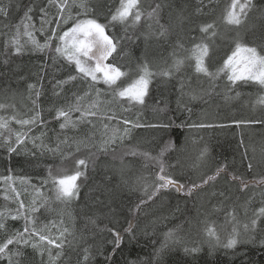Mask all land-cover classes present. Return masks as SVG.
<instances>
[{"label":"trees","instance_id":"1","mask_svg":"<svg viewBox=\"0 0 264 264\" xmlns=\"http://www.w3.org/2000/svg\"><path fill=\"white\" fill-rule=\"evenodd\" d=\"M231 3L232 0H140L142 20L126 28L122 24H108V17L120 6V0H88L92 9L88 16H95L99 22L108 25V34L118 41L117 51L108 63L128 73L122 78L121 82H124L135 78L138 66L144 62L157 61L156 73H159L171 65L174 53L180 57L189 56V50L206 38L200 28L208 23L215 25L217 35L213 38L216 40L222 38L223 28L238 33L226 43L225 49L219 51L210 42L211 38L207 39L210 45L209 67L212 70L223 65L237 39L249 46L264 42V0H252L255 7L239 27L225 23V14ZM54 4L56 2L50 0H0V7L9 6V16L0 17V104L6 106L0 109V117L9 121V129L13 132L12 140L6 141L10 131L0 130V179H28L50 197L49 202L36 213L35 227L40 229L50 224L63 232V254L53 264H75L78 257L82 259L85 248L89 252L87 264H264V246H261L264 233L257 231L247 243L239 244L235 249L218 247L213 255H209V246L202 231L204 226H201L209 217L212 207L220 201H223L226 213L235 208L241 221L245 219V209L251 213L252 209L264 205V197L253 198L261 193V188L255 182L264 177V104L257 103V99V111L245 113L241 109L240 114L233 117L231 115L238 112V108L217 107L226 96L259 85L238 83L235 88L229 89L227 95H209L193 104L184 99L179 91L184 86L179 75L175 78L157 75L153 82L151 80L145 104L135 105L136 111L131 110L132 114L126 116L118 115V118L122 119L120 124L128 120L144 125L168 123L171 127H139L133 134L132 127L131 136L129 134L128 138L117 140V144L103 151L100 136L95 135L90 139L91 136L84 133L79 121L67 132L81 137L71 138L70 148L66 149L65 154H60L53 150L57 146L55 136L61 133L60 124L64 119L56 117L57 111L72 109L77 98L97 89L90 87L85 93L81 91V74L74 70V65L59 58L51 49L20 52L17 55L10 43L16 36L17 26L20 29L27 20L38 26L39 18L51 12ZM157 4L161 5L158 16L149 19L147 13ZM71 12L75 18H81L78 8L72 7ZM71 24L72 21H69L67 25ZM161 25L167 30L165 37L158 35ZM178 44L183 47H177ZM193 64L194 61L186 60L184 66L192 68ZM152 71L155 72V68ZM70 75L77 76L73 83H69ZM59 81L66 82L60 84ZM219 84L228 86L223 74ZM29 85L34 87L29 88ZM252 89L254 98L261 93V89ZM171 98L175 100L172 103L169 102ZM120 102L124 104L123 107L127 106L125 101ZM14 104L17 108L29 107L31 113L24 120H30L39 113L35 124L37 133H43V137L37 146L28 141L16 145L15 134L19 126L11 119L10 110ZM211 110L215 113L214 118L205 117ZM160 112L161 118L156 121L153 117ZM225 113L231 114H227L230 115L227 118H220ZM239 121L256 122L238 124ZM193 123L217 126L190 127ZM84 139L87 145L83 144ZM169 141L172 147H167ZM9 143L16 147V151L9 152ZM166 147L163 156L165 175L183 184L185 190L193 184L194 175L205 178L221 166L225 167V172L216 180L223 179L225 186L214 190L210 183L191 196L170 188L142 204V200H147L145 187L147 193H151L154 185L159 183V165L154 159L130 153L148 152L155 157ZM204 148L208 150L207 156L200 161L198 156ZM255 151L258 152L256 155ZM78 159L87 162L84 175L77 181L80 185L79 198L67 204L55 200L52 177L74 174L66 173V168H73L75 172ZM250 161L253 164L251 170L247 166ZM138 168L140 172L135 171ZM231 175L250 182V186L242 191L240 181L231 180ZM233 188H237V192L230 198ZM199 194L203 195L194 199ZM130 224L135 239H130L126 231ZM6 225L7 232L0 230V242L13 231L22 229L24 223L8 220ZM231 228L230 222L225 225L224 233L220 235L221 241L226 239ZM64 229H67L65 234ZM173 229H178L177 235L183 237L187 244H196L202 251L188 255L183 246L170 245L157 257L155 253L164 242L165 233ZM115 233H119L122 240L113 251ZM195 236L197 239L193 240ZM25 251L30 264H49L47 252L41 257L31 247ZM60 251L51 247L53 257ZM0 264L6 262L0 261Z\"/></svg>","mask_w":264,"mask_h":264},{"label":"snow or ice","instance_id":"2","mask_svg":"<svg viewBox=\"0 0 264 264\" xmlns=\"http://www.w3.org/2000/svg\"><path fill=\"white\" fill-rule=\"evenodd\" d=\"M50 2H56L58 7V20L55 26L52 28L49 35L45 38L44 43L37 41L31 32H28L29 25L25 24L24 29L29 37L30 43L38 51H44L51 49L54 51L59 58L65 59L69 64L74 65V70L81 74L82 79H88L91 82L90 87H94L97 83H103L108 86L111 90L115 99L125 101L129 104L144 105L145 98L148 96V89L154 75H160L171 78L177 73L181 72L185 65L186 60L194 61L192 67L195 73L201 74L207 77L210 82L217 80L221 74L224 75L229 87H233L238 83L247 84L249 82L259 85L264 89V42L258 46H249L240 40L234 42V49L223 62V65L215 72L209 70V66L206 64V59L209 57L210 45L207 42L208 38H213L217 35L215 25L208 23L202 25L200 31L206 34V38L202 39L199 43H196L190 50V54L187 57H180L173 54V60L171 65L160 71L159 73H153L150 71L147 62H144L138 66L137 76L131 80L126 81L124 84L118 82L122 78L128 75L127 72L122 71L115 64L107 63L108 59L117 51L118 41L114 36H111L107 32L108 25L101 23L95 16L89 17L88 13L92 10L88 4V0H50ZM140 0H120V6L112 12L108 17V24H122L127 28L129 25L139 24L142 20L143 13L139 8ZM76 7L79 9L80 17L75 18L72 15L71 8ZM255 5L252 4V0H244L243 3L240 0H232V3L225 14V23L228 25L239 27L247 19L248 12L252 10ZM161 5L157 4L155 8L147 13L149 19L157 17ZM31 11V9H29ZM9 16V6L5 5L0 7V17L7 18ZM30 19V17H28ZM60 21L67 23L72 21L70 27L60 32L57 35V29H60ZM158 22V21H157ZM45 23L50 24V21L42 20L41 31H43V25ZM167 30L161 25V30L158 35L165 37ZM17 36H19V26H17ZM57 41L55 47L52 45V41ZM10 43L14 46L15 54L19 55L21 52V46L17 38H12ZM177 47H183L178 44ZM56 57L53 58L55 62ZM7 62V61H5ZM69 80H76L77 76L70 75ZM66 81H59L58 83L63 84ZM34 87L29 85V88ZM99 93V89L96 90ZM89 93H85L88 95ZM193 99L197 96L193 94ZM79 99H82L79 98ZM257 103L264 104V96L258 98ZM6 107L0 104V109ZM90 107H95L91 105ZM81 112V118L85 115H96L94 111H81L79 103L74 108L69 110H58L56 117L64 118L60 124L61 129L68 127L69 124L74 125V121L69 118L70 111ZM39 113L36 117L30 120H20L15 116L11 117L21 125H27L35 123L38 120ZM114 116H110L109 119H113ZM256 121H239L238 124L244 123H255ZM125 124H131L133 128L139 127H151V128H169L171 124L159 123V124H148L144 125L141 123H133L125 120ZM181 127L183 125H180ZM217 125L205 124V123H193L190 127H216ZM9 130V121L0 117V130ZM130 129L125 128L123 130L124 136H127ZM2 135V132H0ZM124 136L119 137L123 139ZM24 136L21 133H17L15 136L16 145L24 143ZM115 130L113 134L104 141L101 146V150L106 151L107 146L114 144L117 139ZM9 141L11 137L7 138ZM171 141L168 142L167 147H172ZM166 148H162L159 154L155 157L151 156L148 152L137 153L132 151L131 155H141L145 159H154L159 165V173L157 179L159 183L154 185L151 193H147V187H145V193L147 194V200H142L141 203H147L148 200L153 199L161 191H167L170 188H175L177 192H182L184 195L191 196L194 192L199 191L205 185L214 182L217 177L225 172V167H217L215 173L208 175L203 178L199 183H193L187 190L184 185L174 180L170 175H165V164L163 156ZM9 152L16 151V147L9 143ZM207 148L201 150L198 160L203 161L207 156ZM77 170L74 174L64 175L61 177H52L53 187L55 189V199L62 203H69L79 198V187L77 181L81 176L84 175V170L87 168V162L84 159H78L76 161ZM248 169L251 170L253 164L251 161L248 163ZM51 176V170H49ZM231 180L240 181L241 190H245L250 186V182L243 180L241 177L231 175ZM261 188V196L264 197V177H261L255 182ZM223 195V194H221ZM16 197H19V193H16ZM7 198V197H6ZM43 204H37L36 201L32 202L30 208L31 213L40 211ZM223 206V201H220L217 205H214L211 212L220 211ZM139 207V206H138ZM25 209L23 201L19 202V207L15 215H10L12 220L23 219L24 225L22 229L15 230L11 235H7L3 242H0V261H5L6 264H30L29 257L26 254L25 249L31 247L34 251L38 252L41 257L47 252L49 257V264H53L54 261L60 259L63 254L62 249L63 243V232L58 237L53 238L46 234L43 230H38L36 225V218L34 215L30 216L25 212H21ZM245 219L243 221L238 219L236 209L232 208L226 213V223H231L232 228L226 239L221 241L220 235L213 222L205 220L204 228L202 229L205 241L209 246V255H213L218 247L225 249H235L239 244L247 243L253 239V234L257 231L264 233V206L258 209H253L249 216L247 209H245ZM9 217L5 216L3 211H0V230L7 232L6 220ZM95 223V221H92ZM31 225V227H29ZM66 232L67 229H64ZM111 231V230H109ZM130 234V239H135L132 234V225L126 230ZM178 229L169 230L165 233V240L161 244L160 248L156 250L155 255L157 257L164 253L165 249L169 246L181 245L183 250L188 255L198 254L202 251V248L196 244H187L183 237L177 235ZM114 249L118 248L122 240V236L119 233H115ZM11 246V247H10ZM261 246H264V241H261ZM51 247L60 249L56 256H52ZM107 259V258H106ZM89 261V252L85 248L82 253V259L77 258L75 264H87Z\"/></svg>","mask_w":264,"mask_h":264},{"label":"rangeland","instance_id":"3","mask_svg":"<svg viewBox=\"0 0 264 264\" xmlns=\"http://www.w3.org/2000/svg\"><path fill=\"white\" fill-rule=\"evenodd\" d=\"M69 2L71 3V0H69ZM243 2H244V0H241V3H243ZM57 13H58V7H57V3H56L52 6L51 12H49L47 14L45 13L44 18H42V17L39 18L38 26L34 25L31 20H27V22L25 24L29 25L28 32H31L37 41H39L40 43H44L45 38L49 35V33L51 32L52 28L55 26V24L58 20ZM42 20L51 22L50 24L45 23L43 25V31H41ZM68 22L65 23L63 21H60L61 27H60V29H57V35H59L61 31L66 30L68 27H70V25H67ZM25 24H23V26L19 29V36H17V33L15 36V38H17L19 40V43L21 46V52L24 53V52H30V51H38L33 47V45L29 41V37L26 34L25 29H24ZM66 25L68 27H66ZM237 35H238V33H235L233 31H229V30H226L223 28L222 38H219L217 40L215 38H211L210 42L215 47V49L217 51H219L220 49H225L227 47L226 43L229 42L231 39H233ZM54 43H57V41H55V40L52 41V45ZM209 62H210V59L208 57L206 59V64L208 66H209ZM107 63H108V61H107ZM221 63H222V61H221ZM148 66H149L151 71L153 68H155V72L152 71L153 73H156L158 71L157 61L150 62L148 64ZM209 70L212 72L216 71V70H212L210 67H209ZM177 75H179L184 82V86H182L183 89L179 88V91L181 93H183L184 99L191 101L193 104L198 102L201 98L209 96V95H214V94H218L220 96L227 95V93L229 92V89H233L237 86V84H236L235 86L230 88V87L226 86L225 84H219V81H220L222 74L220 75V77L217 80H215L214 82H210L207 77H204L201 74L195 73L194 68L193 67L189 68V66H184L183 69L181 70V72L177 73L176 75L172 76L171 78H175ZM156 77H157V75H154L152 77V82L156 79ZM74 81L75 80H71L69 83H73ZM121 81H119L118 83L124 84L126 82V81H124V82H121ZM250 83L253 85H257V84L252 83V82H250ZM90 85H91L90 80L82 79L81 91H83L85 93L90 88ZM100 85H103V86H100ZM241 86L242 85H240L239 88H241ZM93 88L99 89V93H97V91L95 90L94 92L90 93L89 95L81 96L82 99H79L81 97L77 98L76 103L72 105V108H74L75 105L77 103H79L81 111H85V112L94 111V112H96V115H94V116L93 115H85L83 118H81V112L73 110V111H70L69 118L75 122L74 125H78V123H80L79 121H81L82 127L84 129V133H86V135L91 136L90 139H92V137L95 135H99L100 138L102 139L103 143L105 140H107V138L109 136H111L113 134V131L115 130L118 138L116 139V142L114 144H117V140H121V139H119V137L124 136L123 130L125 128L130 129V131L132 130L131 124H125L124 121L120 124V121L122 119L121 118L119 119L118 115H122V114L128 115L130 113L132 114L131 110L136 111L134 108L135 105L127 103V106L123 107L124 104L121 103L119 99H115L111 90L108 88L107 85H105L103 83H97V84H95V86ZM202 88H206V89L201 90ZM252 88L261 89V93L255 98H254V94L252 92L253 91ZM193 94H195L197 96L196 99L192 98ZM261 96H264V89H262L260 86H252L246 91H243V92L239 91L238 93H236L233 96H226L224 98V102H220L221 104L217 107H218V109H229V106L238 108V112L233 113L231 115L232 117L239 115L241 112V109L244 110L245 113H247L248 111H257V109L255 107V100H257ZM89 101H91V102H89ZM174 101H175L174 98H171V100H169V102H171V103ZM35 104H36V101H35ZM91 105H95V107H90ZM11 107H12V108H10V110H12V112H11L12 116L11 117L15 116L17 119H20V120H24V117L27 116V114L31 113L28 106L27 107L22 106L20 108H17V105L14 104ZM227 114H231V113H225V114L221 115L220 118L229 117L230 115H227ZM214 115H215V113L213 112V110H211V112L208 115H206L205 117L214 118ZM110 116H114V118L109 119ZM153 118L156 121L160 120L161 112L155 114ZM76 121H78V122H76ZM12 123L13 122H11V128L13 127ZM133 123H137V122L135 121ZM17 125L19 126V130L17 131V133H21L24 136H26V138L24 139V142L28 141L33 146H37L38 145L37 143L39 141H41V138L43 137V133H41V132L37 133L38 127H36V124L30 123L27 125H21V124L17 123ZM74 125L69 124L68 127L64 128V129H61V127H60L61 133L56 134V136H55L54 142L57 144V146L55 148H53L54 151H57L60 154H65L66 149L70 148L69 140L73 137H81V135H79V134L67 132ZM136 129L137 128L133 129L132 134L134 133V131ZM130 131H129L127 136H124V138L129 137ZM16 134H15V136H16ZM132 134H130V136ZM12 136H13V132L10 130L9 136H8V137H11L10 140H12ZM8 137H6V141H8V139H7ZM83 144H85V145L88 144L85 139L83 140ZM114 144L108 145L107 148H109L110 146H112ZM50 148H51V146L48 147L49 150H50ZM257 153L258 152L255 151V155ZM135 171L140 172V168L135 169ZM66 173H69V174L74 173V169L67 167ZM203 178L204 177L201 175H194L192 178V182L193 183L199 182ZM212 184H213L214 190H220L221 187L225 186V182L223 179L215 180L214 182H212ZM236 192H237V188L231 189L230 198L233 195H235ZM16 193H19L18 198L16 197ZM52 195L54 196V199H55V189H54ZM201 195H203V194L197 195L196 197H194V199H197ZM253 198L261 199V194L257 193L254 195ZM49 200H50V197H48V195L43 194V189L41 187H39L37 184H32V182L29 181L28 179H20V178H14V177L0 179V209H1L0 211H3L5 213L6 217H9L6 221L12 220L10 218V215L16 214L20 201H23V203L25 205V209H22L21 212H25L26 214H28L30 216H32V215L35 216L37 212L33 214L30 211V208L32 206V202L36 201L37 204H47L49 202ZM248 200H250V199L248 198ZM258 208H256V209H258ZM4 209H8V210H4ZM252 210H251V213H252ZM244 213H245V210H244ZM251 213H249V211H248L249 216L251 215ZM244 218H245V215H244ZM19 220L24 223V220L22 218L18 219V220H12V221H19ZM206 220L213 222L216 226V229H217L219 235H222L224 233V230H225L224 227L227 224L225 222V220H226L225 206L223 205V209L221 211L211 212L209 214V217ZM204 222L201 224V226H204ZM38 230H43L46 234L52 236L53 238L58 237L61 233V232L57 231L53 225H50V224L47 226H44ZM64 234H65V231H64ZM196 239H197V236H195L193 238V240H196Z\"/></svg>","mask_w":264,"mask_h":264}]
</instances>
